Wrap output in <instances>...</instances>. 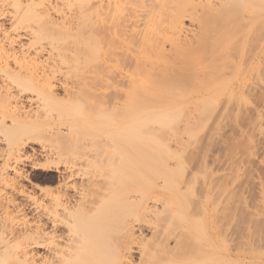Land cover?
Listing matches in <instances>:
<instances>
[{
    "label": "bare ground",
    "instance_id": "bare-ground-1",
    "mask_svg": "<svg viewBox=\"0 0 264 264\" xmlns=\"http://www.w3.org/2000/svg\"><path fill=\"white\" fill-rule=\"evenodd\" d=\"M0 1L2 6L8 4V0ZM10 4L13 9L7 11L12 13L13 17L20 15L12 23L18 21L23 28L37 32V36L47 30L56 31L57 36L53 40L62 45L69 35H73L71 44L73 42L75 54L71 61H74L75 70L90 63H97L93 77L100 81L99 91L106 93L111 102V111L100 112V116L113 126L119 125L118 128L114 127L115 131L111 133V137L114 141L121 139L128 147L122 145L119 149L116 163H120L115 164L119 170L114 169L118 172L115 176L99 174L95 175V178L91 175L89 179H85L86 187L74 185L79 193L81 192L74 202L63 192V200L55 198L52 205L46 207L47 211H42V216L33 218L35 227L27 223L16 226L11 224L16 217H25V206L15 197L17 193H25V186L19 185L18 180H9L11 182L7 185H10V191L2 189L0 193V222L6 226V233L9 235L0 242V254H4L2 264H196L198 247L192 245L197 226L192 221L193 185L190 183L189 188V185L185 186L190 193L184 196H189L190 199H181L184 197L180 192L184 190L180 185L184 186L183 178L186 173L182 178L180 171L176 172L181 175V179L179 176L176 179V175L171 173L172 168L167 161L170 156L169 147L166 149L165 141L174 139L170 137L172 140H167L164 137L166 140L163 141L161 130L165 128L168 131L174 127L179 130L181 125L178 123L188 117L190 119L183 121L182 125L196 129L195 123L203 122L197 126L200 130V127L207 123L204 122L205 118L199 117L206 113L202 109L206 105L217 108L222 105L230 110H237L236 113L246 110L249 106H255L253 102L257 96L259 47L257 41H261L257 40V35L260 34L257 32L264 26V0H12ZM75 5L78 7L80 18L76 25L69 26L75 28L73 33H70L69 28L62 29L68 27H63L65 25L62 22V28H59L56 20L60 18L64 21L68 13L74 14ZM186 19H189L196 31L192 32L185 27ZM188 30L192 32L191 37ZM83 31L88 32L90 36H85ZM92 32L96 36L92 37ZM165 45H169L168 51ZM80 50H83L82 57ZM3 53L8 52L4 49ZM2 55L6 58L0 52V56ZM64 56L65 54L63 58ZM13 59L16 61L17 58ZM34 62L21 64L16 61L12 69L10 61L6 59L0 65V71L5 73L6 78V84L3 85L9 87L7 80H10L46 99H54V85L49 81L42 84L45 80L43 77H37L39 71H36ZM82 73L84 72L76 75ZM72 87H65L67 94L71 92ZM4 100L3 106H10L14 102L9 97ZM75 106L69 109L73 110ZM12 107L16 109V103ZM183 108L187 113L189 111L196 114L191 117L186 110H182ZM71 113L68 115H72ZM6 115L5 112L1 113L0 122L4 121ZM9 115L12 120L17 116L15 110ZM68 115L66 123L71 131L78 127V124L69 120ZM227 117L229 119V115ZM116 118L120 120L119 123L115 121ZM216 127L217 125L215 129ZM167 131V136H170ZM50 134L53 135L54 132H49L48 137L52 136ZM58 134L61 137L66 136V133ZM176 137L178 136L175 135L174 138ZM73 150L77 152L79 149ZM167 153L168 156L165 155ZM180 165L183 167V164ZM175 166L177 168V165ZM8 168L7 162L0 168V177L3 179ZM15 175L16 178L21 176L17 172ZM192 184L195 185V182L192 181ZM71 185L73 186V183ZM109 189H114V192ZM109 191L113 192L114 196H111ZM132 193L140 194L134 196ZM164 194L169 197L165 198ZM148 199L160 202L161 208L164 207L163 211H167L164 213L161 208L157 210L159 206L157 207L156 203L149 205ZM95 202L98 203L97 206H92ZM194 206L198 208L196 203ZM129 207L134 214L142 212L148 215L150 212L159 211L160 214L167 213L170 217L168 221L173 219L171 222L174 224H171L176 228L169 224L170 227L166 225L164 232L167 233L166 228L169 231L173 227L174 230L169 231L168 235L171 233L176 246L168 248L167 241L170 237L164 236L155 251L149 253L146 246L141 245V225L127 221L129 219L125 210ZM201 207L206 211L205 207ZM180 216L184 218L181 221ZM164 217V221L167 220V215ZM198 219L195 222L200 223ZM47 223H50L53 229V235L50 237L42 233L43 226ZM57 224L67 228L65 235H55ZM156 228H153V233L163 232L159 228L158 232ZM115 234L119 235L114 237ZM11 238L15 241L13 244L10 243ZM181 239L186 241L185 249L180 246L176 248ZM46 240L49 242L46 243ZM146 243L149 244L147 241ZM40 246L45 247V252L37 250ZM135 248L140 252L138 263L135 262Z\"/></svg>",
    "mask_w": 264,
    "mask_h": 264
},
{
    "label": "rangeland",
    "instance_id": "rangeland-1",
    "mask_svg": "<svg viewBox=\"0 0 264 264\" xmlns=\"http://www.w3.org/2000/svg\"><path fill=\"white\" fill-rule=\"evenodd\" d=\"M10 3H12V0H8L6 6H2L0 1V52L6 56V58L3 55L0 56V65L7 59L13 69L16 61L21 64H31L35 61V69L39 71L37 77L40 79L43 77L45 80V83L42 84L49 81L54 85L52 92L54 99H46L34 91L23 89L10 80H7L9 87L4 86L3 84H6L5 73L0 71V99H2L0 116L2 112L7 114L4 121L0 122V168L4 162L9 163V168L4 176L5 179L0 177V193L2 189L7 192L10 191L8 188L10 185H7L11 182L9 180H18L19 185L25 186V193L22 195L17 193L15 196L16 200L25 206V217L18 216L12 220H15L14 222L11 221V224L16 226L27 223L35 227L33 218L36 219L38 215L42 216V211L52 205L55 198L58 197L63 200V192L69 197L68 199H71V202H74L80 196L78 194L81 193L74 185L85 186V179H89L91 175H94V177L99 174L108 175L109 177L115 176L118 172L114 169L119 170V167H116L120 163H116L119 157V149L122 145L127 147L128 145L124 144L121 139L114 141L111 137V133H114L115 128H118L119 125L113 126L112 123L106 122L100 116V112L111 111V102L106 93L99 91L100 81L93 77V71L97 63H90L82 69L75 70L74 61H71L75 54L73 42L71 44L73 35H69L68 40H64L62 45H58L53 40L57 36L56 31H39L40 35L37 36V32L34 33L23 28L18 21L12 23L20 15L13 17V14L7 11V9L9 11L13 9ZM77 8L75 5L76 12H73L74 14L68 13L64 21L60 18L56 20L59 28H62L61 22L65 25L63 27L68 26L62 29H68L69 26L76 25L80 18ZM70 15H73V17ZM185 27L191 31L197 30L190 24L189 19L185 20ZM74 29L69 28L68 31L73 33ZM191 31L188 32L189 37H191L190 33L193 32ZM259 31L257 34H260L257 36L260 38L257 37V40L261 39V41H257V47L259 45L257 48V96L253 102L255 105L252 107L253 109L249 106L250 110L248 107L247 111L244 109L245 111L242 110L243 113L242 111L236 113L237 110L235 111L233 108L230 110V108H225L222 105L218 106L219 108L212 105H206L207 107L204 106V108L201 106L206 113H203L204 116L199 117L201 119L205 118L204 122L207 123H204L200 130L197 126H200L203 122L195 123L197 125L194 126L197 130L193 129L192 126L189 128L187 122V127L182 125L183 121L190 119L189 117L178 123L179 126L181 125L180 128L177 124L179 130L175 127V129H168V131L165 128V130L163 128L161 130L163 132L160 136L162 138V135H164L163 141L168 140L170 137L174 139V141H165L167 144L166 149L169 147L168 153L170 156L166 160L172 168L171 173H173V176L176 175V179H178V176L180 178V174L183 178V174L186 173L183 178L184 186L183 184L180 185L182 186L181 189L184 190L181 191L180 189L181 196L184 197L181 198L180 196L181 199H190L189 196L185 197L184 195H189L190 191L187 188L193 185L191 190H193L192 198L194 201L192 198L191 200L194 205L196 203L198 208L192 206V211L194 210L195 213L194 215L192 212V221L195 226L197 225V228L195 227L194 231L196 242L194 241V243L191 240V243L193 242L192 245L194 244L195 248L198 247L196 249V264H264V26ZM84 33L85 36H90L88 32ZM93 36H96L94 32H92ZM165 46L168 51L169 45ZM4 49L8 53H3ZM79 52L82 57L83 50ZM63 53L66 59L63 58ZM14 57L17 58L16 61L13 59ZM30 60L33 61L29 63ZM80 72L84 73L76 75ZM83 75L86 77H82ZM69 86L73 87L71 92L67 94L64 89ZM5 97H9L14 102L10 106H3ZM46 101H48L47 105ZM53 102L54 105L52 106ZM15 103L17 108L13 109L12 106ZM73 105H76L75 109L70 110L69 107L74 108ZM14 110L17 116L12 120L9 113ZM231 111H235L233 112V116L236 117L234 120ZM69 112H72V115H68ZM189 114L192 117L196 113L192 114L191 112ZM236 114L240 115L236 116ZM67 115L70 118L69 120L78 124V127H74L71 131L68 130V124L66 123ZM228 115L229 119L226 118ZM185 117L182 116V118ZM115 121L119 123L120 120L116 118ZM191 125H193V122ZM215 125H217L216 129ZM185 128H188V130L186 131ZM166 131L170 136H167ZM49 132H54V134H50L52 136L48 137ZM58 132L66 133V136L61 137ZM174 133L178 137L174 138ZM164 137H166L165 140ZM70 138L74 141H71ZM171 138L170 140H172ZM163 141H161L162 145H164ZM76 148L79 149L77 152L73 150ZM168 153L165 155L168 156ZM180 164H183V167ZM175 165H177V168ZM180 166L184 169L183 172ZM178 171H180V174L176 173ZM16 172L21 175L19 178H16ZM192 181L195 182V185L192 184ZM186 185L189 186L185 188ZM112 187L115 188V186ZM109 190L114 192V189ZM113 192H111V196H114ZM109 194L107 193V195ZM132 194L139 196L140 193ZM164 196L165 198L169 197L168 194H164ZM161 197L163 199V196ZM148 200L149 205L156 203L150 199ZM97 204L95 202L92 206H97ZM159 204L160 202L156 203V206H159L157 210L161 208L162 204ZM201 206L205 207L206 211ZM163 208H161V211L164 210ZM0 210L1 217L2 209ZM196 211L198 214H196ZM125 212L127 213V219H129L127 221L134 225H141L143 228L141 234L138 232L137 234L143 238L142 243L144 244L141 243V245H145L149 253L155 251L154 249L159 246L158 244L164 236L170 237L167 241L168 248L171 249V247L176 246H174L176 242L173 237L171 238V233L168 235V232L173 227L175 229L176 226L172 225L174 224V222H171L173 221L172 218L168 221L170 217L167 213L164 214L163 211L164 213L161 212L162 214H160L159 211V213L148 212V215L142 212L134 214L130 207L126 208ZM163 214L164 216L167 215L165 221ZM156 216L157 218H155ZM182 217L180 216V221L184 219ZM198 218L200 223L195 222ZM169 224L173 227L169 231L166 228V233V231L164 232L165 226L170 227ZM57 225L55 235H65L67 228L62 224ZM43 227L42 233L46 237L53 235L50 223ZM153 228H156L155 230L161 229L164 234L159 229L157 231L160 234L153 233ZM201 230L203 233L200 232ZM6 232V226L0 222V242L6 239ZM117 235L119 234H115L114 237H117ZM7 236L9 237V235ZM9 240L11 244L15 242L12 238ZM47 242L49 241L46 240ZM185 242V239H181L178 241L179 245L176 248L180 246V248L185 249ZM135 249L137 250V248ZM37 250L45 252V247L40 246ZM136 252L134 254L135 262L139 261L137 259L138 254H140L138 250ZM3 257L4 254H0V264L3 263Z\"/></svg>",
    "mask_w": 264,
    "mask_h": 264
}]
</instances>
